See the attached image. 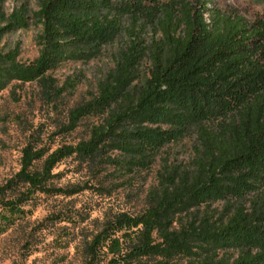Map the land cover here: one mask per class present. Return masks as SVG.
Here are the masks:
<instances>
[{"label": "trees", "instance_id": "obj_1", "mask_svg": "<svg viewBox=\"0 0 264 264\" xmlns=\"http://www.w3.org/2000/svg\"><path fill=\"white\" fill-rule=\"evenodd\" d=\"M36 1L39 10L34 18L42 26L40 55L32 66H14V70L26 82L46 84V68L63 54L65 37L101 31L98 13L111 10L113 0ZM118 1V8L129 11L144 9L147 1L155 2ZM207 2L168 0L148 7L155 17L150 40L130 34L131 42L120 51L115 71L100 84L94 104L69 115L66 130L72 131L93 109L105 113L103 122L90 130L89 139L51 152L43 160L41 172L33 171L32 165L42 160L43 152L41 156L24 152L15 181L27 187L29 197L44 186L54 166L65 158L88 159L102 143L113 140L133 163L145 164L153 160L152 151L172 143L189 122L195 123L194 145L186 164L162 170L159 189L145 212L120 214L106 224L89 247L91 260L101 249L111 257L107 264H122L130 254L149 255L159 247H181L195 237L207 248L189 264H264V23H249L236 14L207 8ZM26 22L19 13L8 27L25 28ZM145 58L150 63L149 78L131 86L134 70ZM3 59L9 65L14 63L8 56ZM175 106L181 109L177 114L173 113ZM171 115L174 119L168 129L136 124L142 118L149 125L162 124ZM179 122L183 123L181 130L175 128ZM11 186L1 189L0 195ZM223 186L242 189L226 198L230 205L223 216L218 220L194 216L175 227L173 208ZM19 205V199L0 201L1 208L11 213ZM154 236L160 244L154 243ZM126 243H132L129 254H123ZM223 250L232 253L219 255Z\"/></svg>", "mask_w": 264, "mask_h": 264}, {"label": "rangeland", "instance_id": "obj_2", "mask_svg": "<svg viewBox=\"0 0 264 264\" xmlns=\"http://www.w3.org/2000/svg\"><path fill=\"white\" fill-rule=\"evenodd\" d=\"M166 1H147L144 9L135 11L118 8V0L110 2L111 10L98 13L101 31L65 37L63 54L49 62L44 84L41 80L26 82L14 70V66L28 68L39 58L42 26L34 18L39 10L37 1L0 0V190L12 185L0 195V201L20 202L12 213L0 206V264H107L111 257L101 249L96 250L94 260L89 257L94 237L120 214L145 212L159 189L162 170L186 164L195 139L192 122L175 141L152 151L153 160L145 164L133 163L117 148V142L110 140L88 159L73 155L61 160L44 186L29 197L25 195L27 187L15 181L25 151L40 156L43 152L42 160L32 165L33 171L41 172L42 162L51 152L89 139L90 130L103 122L105 113L95 108L67 131L70 113L94 104L100 84L115 71L120 51L131 42L130 34L150 40L155 17L147 8ZM207 8L236 14L249 23H264V0H208ZM19 13L27 25L11 30L8 25ZM3 56L14 63L7 64ZM149 69L145 58L134 70L131 86L147 81ZM175 107L173 113L177 114L181 109ZM173 119L171 115L165 123L149 125L142 118L136 124L164 130ZM176 124L181 130L183 123ZM232 191L235 195L242 189L223 186L173 208L175 227L194 216L218 220L230 205L226 198ZM132 243L124 245L123 254H129ZM154 243L160 244L155 236ZM204 248V242L192 237L181 247L163 246L149 255L130 254L122 264H189ZM231 253L223 250L219 255Z\"/></svg>", "mask_w": 264, "mask_h": 264}]
</instances>
